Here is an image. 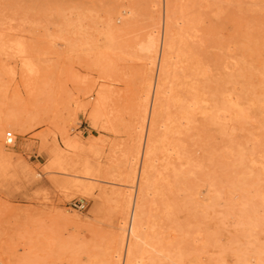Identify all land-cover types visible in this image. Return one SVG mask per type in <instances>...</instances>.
<instances>
[{
    "label": "rangeland",
    "instance_id": "obj_1",
    "mask_svg": "<svg viewBox=\"0 0 264 264\" xmlns=\"http://www.w3.org/2000/svg\"><path fill=\"white\" fill-rule=\"evenodd\" d=\"M176 1H172L173 10L182 7L173 12L179 16L174 15L176 20L191 11V24L198 26V30H191L197 41L194 37V44L188 40L190 46L198 47L192 46L194 53L208 58L213 51L209 59L216 58L212 60L216 69L211 73L209 65L204 70L207 63L202 64L206 75H211H199L200 88L205 85L200 95L207 94L205 101L208 95L218 96L213 98L214 105L222 106L223 99H217L222 89L224 95L242 102L248 118H244L245 112L236 116L223 111L219 115L222 110L214 108L217 114L213 116L220 117L210 120L205 117L208 114L203 104L207 103L202 101L200 110L206 115L198 116L199 110V118L190 122L195 132L187 136L185 130L190 125H186L187 129L177 133H186L187 139L182 135L181 140L182 144L187 141L185 149L192 148V143L195 146L187 149L192 156L184 150V159L175 158L174 166H179L175 169L181 175L171 171L165 181L174 183L163 181L164 149L160 143L156 156L161 159L151 171L155 185L143 191L138 182L143 158L136 160L134 156L139 140L144 141L148 133V124L142 127L141 117L144 108L151 110L160 70V55L154 58L151 54L150 41L155 34L160 44L164 38L166 0H0V144L4 147V154L0 153V264H125L126 252L120 257L117 248L118 225L127 201L135 206L146 202L142 206L146 205L147 211H143L150 216L148 220L144 215L143 223L152 220L153 225L158 221L159 227L163 225L160 232L156 228L160 237L152 241H162L161 253L169 255L166 261L177 258L175 243L179 241L181 264H264V0L209 1H214L213 6H206L205 0H192V6L197 2L202 5L194 8L190 0ZM129 6L135 9L134 16L127 12ZM190 13L199 15L195 22L200 23L195 24ZM203 32L208 37L203 39ZM204 48L212 49L208 52ZM205 61L209 64L208 59L202 63ZM106 85L110 101L102 104L109 106L102 108L101 104V116L96 119L93 108ZM206 85L209 91L204 89ZM213 89L218 91L211 95ZM202 117L208 119L200 120ZM233 118L239 119L235 121L238 124L231 121ZM196 120L201 123L197 125ZM8 132L15 136L12 144L6 142ZM198 132L201 134L196 137ZM189 137H195V142ZM67 140L74 144L67 145ZM89 142H95L96 159L102 168L94 178L84 172V149ZM55 148L71 157V166L60 171L52 164ZM186 158L194 162V172ZM178 160L184 164L178 165ZM83 182L91 187L89 192L75 186ZM186 182L192 187L187 188ZM163 183L172 187L167 190ZM171 194L176 200L178 196V202ZM74 201H83L85 209L75 208ZM176 208L181 210L173 211ZM164 213H168L165 220ZM129 217L126 225L130 228L131 214ZM172 225L178 228L177 235ZM172 234L175 238L180 235L177 241ZM164 243L172 245L171 249Z\"/></svg>",
    "mask_w": 264,
    "mask_h": 264
},
{
    "label": "bare ground",
    "instance_id": "obj_2",
    "mask_svg": "<svg viewBox=\"0 0 264 264\" xmlns=\"http://www.w3.org/2000/svg\"><path fill=\"white\" fill-rule=\"evenodd\" d=\"M173 0H166V19H165V27H164V38L162 39V41H161V44H160V39L156 36V34L155 35H153L152 36V38H151V43H150V51H151V54L154 56V58H156V56H157V54H159L160 55V70H159V72H158V75H157V79H156V81H155V90H154V97H153V102H152V107H151V110L149 111L148 110V108L146 109V108H144V111H146L145 112V115H142L143 117H141V118H143L142 119V123H141V126L143 127V126H146L145 124H148V133H147V136H146V134L144 135V136H146V139L143 141V139L141 138L140 140H139V142H138V146H137V148H136V152H135V156H134V158L137 160V159H140V157L142 156V158H143V162H142V167H141V172H140V175H138L139 177H138V179H139V183H140V185H141V189H143V191L145 190V189H147L148 187L150 188V186L152 187V184L154 183L153 181H152V177H153V175L151 174V171L152 170H155L156 168H155V161H157L158 159L160 160L161 158L160 157H158L157 158V156H156V154H157V147L159 146V144L160 143H162L163 144V149H164V157H163V165H164V168H165V171H163L162 169H160L162 172H165V174L162 176V178H163V181H165L166 179H167V177L168 176H171V175H168L171 171L172 172H177L178 171V169H177V171H176V169L175 168H178V167H175L174 166V163H176L175 162V158H177V159H184V156H183V153H185V152H183L184 150H186L187 151V149L189 148V147H187V149H185V147L187 146V141H186V144H184L185 142V140L187 139L186 138V133H188L187 134V136H190V132L191 131H194L195 132V130H196V127H191L192 125H194V124H191L190 122L192 121V119H194V122H195V119H196V117H197V115L198 116H200V114L201 113H204V112H201V111H203L202 109L200 110V108H201V106L203 107V105L204 106H206V111H205V113L206 114H208V115H206L205 113V117H208L210 120L211 119H214L215 117H217V116H213V114H215L216 112H214L215 111V109L217 110V111H219L220 112V110H222V113H219V115H221V114H223V111H225V112H233V113H235L236 114V116H238V115H243V113L245 112V111H243V106L241 107V105H240V103L242 104V102H239L238 101V99H236V97H235V99L236 100H233L232 98H231V96L230 97H228V96H226V95H224V93L221 91L222 89H219V91L220 92H218L219 94L220 93H222V95H224V97H222V95H220V97L219 98H217L218 100L219 99H223V101H221V102H223V104H222V106L220 105L221 103H219V101H216V102H218L217 104L218 105H220L219 107H218V105H217V107L215 106L216 105V103H215V105H214V102H215V99H213L215 96H210V95H208L209 97H208V100H206L205 101V99L206 98H204L203 96H205V95H207V94H205V92H203L204 94H202L201 93V95H200V90H202L203 88V86H205V85H201V88H200V84L202 83H198V81H201V79L200 78H202L201 76H199L202 72H204V70L206 69V67L208 66V70H209V72L211 73V71H212V69H213V71H214V69H216V63H214V65H215V68H213L212 67V62H214V61H212V60H216V58H214V56H213V58L210 60L209 59V56H211V54H212V52H209L208 51V49H212V48H204V49H206L209 53H208V58L206 57H204V55H202L203 56V59L204 60H206V59H208L209 60V64H208V62H203L202 63V56L199 58V56L201 55V54H198L197 52L199 51V49H198V51H197V49H195L196 51V53L198 54V56H197V54H195L194 53V48L196 47L195 45H193L194 44V42H193V40L195 39V37L193 36V34H192V32H191V30L194 28V27H196L195 25H193V24H191V21H192V19L188 16V13L189 12H191V11H189L185 16H183L182 18H181V20H179V21H177L176 20V18H177V15H175L173 12L175 11V10H182L180 7L178 8V9H175V10H173L174 8H172V2ZM178 1V0H177ZM176 1V2H177ZM191 1L192 0H190V5H191ZM194 1V0H193ZM192 1V2H193ZM196 1V0H195ZM198 1V0H197ZM201 0H199V2H200ZM206 2H207V5L206 6H208V4H210L211 3V5L213 6V4H215V3H213V2H210L209 3V1H212V0H205ZM159 2V1H158ZM203 2V1H202ZM201 2V3H202ZM205 3V2H204ZM213 3V4H212ZM186 4V3H185ZM197 4V6H190L191 8L193 7H198L199 5L198 4H200V3H196ZM206 4V3H205ZM217 4V3H216ZM182 5V4H181ZM184 5V4H183ZM182 5V6H183ZM201 5V4H200ZM175 6V5H174ZM180 6V5H179ZM202 6V5H201ZM210 6V5H209ZM211 6V7H212ZM215 6V5H214ZM184 7V6H183ZM186 7H187V4H186ZM204 7V6H203ZM210 7V8H211ZM129 8H131L129 11H127L128 13H130V15L132 14L133 16L135 15V14H133V13H135L134 11H135V9H134V11L132 10V6H129ZM175 8H177V7H175ZM188 8V7H187ZM209 8V7H208ZM199 9H200V11H202L201 10V7H199ZM186 11V9L185 8H183V11ZM188 10V9H187ZM195 10V12H196V10H197V8L196 9H194ZM183 11H181V13L184 15L185 13H183ZM199 11V10H198ZM218 12V11H217ZM176 13H177V11H176ZM178 13H180V11H178ZM177 13V14H178ZM192 14H194V13H190V16L192 15ZM174 15L176 16V18L174 17ZM195 15V14H194ZM194 15H192L191 17L193 18V17H195ZM196 15H198V14H196ZM203 14L201 13L200 14V16H202ZM164 16H165V14H164ZM199 16V15H198ZM198 16H196V17H198ZM196 17H195V19L193 20V22L195 23V24H197V23H200V22H195V21H197L196 20ZM178 18H179V16H178ZM177 18V19H178ZM199 21H202L201 19H199ZM206 21V20H205ZM198 27V26H197ZM197 27H196V29H197ZM208 28V27H207ZM211 28V27H210ZM198 30V29H197ZM205 30V29H204ZM194 31V30H193ZM207 32V31H206ZM197 33V32H196ZM208 33V32H207ZM207 33H205L204 34V32H203V39H204V35H207ZM211 33V32H210ZM151 34V33H150ZM195 34V33H194ZM198 34V33H197ZM209 34V33H208ZM210 35V34H209ZM195 36H197V38H198V35H195ZM201 36V35H200ZM211 36H213V35H211ZM193 37H194V39H193ZM207 37H208V35H207ZM211 38H213V37H211ZM192 40L191 42L193 43L191 46H190V44H189V42H188V40ZM196 41H197V39H195ZM206 40V39H205ZM205 40H203V41H205ZM195 41V44L197 43ZM201 41V39H199V41L198 42H200ZM205 42H207V41H205ZM212 42H213V40H212ZM211 42V43H212ZM202 43V42H201ZM207 43H209V42H207ZM206 43V44H207ZM203 45V44H202ZM192 46H194V48L192 49ZM197 46H199L198 44H197ZM205 46V45H204ZM199 47H201V46H199ZM205 47H207V46H205ZM196 48H198V47H196ZM142 49V48H141ZM201 51H203V50H200L199 52H201ZM207 51H203V52H201V53H204V54H207ZM211 53V54H210ZM212 55H214V54H212ZM202 59V60H201ZM205 63H207V65L204 67L202 64H205ZM244 64H245V62H243ZM242 63V64H243ZM239 64H241V62L239 63ZM243 64V65H244ZM242 66V65H241ZM202 67H204V70H203V68ZM157 69V68H156ZM241 70H243L242 68H241ZM205 73V72H204ZM203 73V74H204ZM241 73V72H240ZM208 74V73H207ZM242 74L244 75V73L242 72ZM204 75H206V73L204 74ZM209 75H211V74H208V75H206L207 77H210ZM238 75V74H237ZM240 75V74H239ZM199 77V79H198V77ZM212 76H215V74H213ZM242 76V75H241ZM205 77V76H204ZM207 77H205L206 78V80H207ZM204 78V79H205ZM212 78V77H211ZM203 79V80H204ZM209 79V78H208ZM211 80V79H210ZM209 80V82H211ZM213 81H214V79H213ZM204 82V81H203ZM206 82V81H205ZM204 82V83H205ZM214 83H215V81H214ZM214 83H212V85L214 84ZM203 84V83H202ZM206 84H207V82H206ZM216 84V83H215ZM214 84V85H215ZM245 84V83H244ZM151 85V84H150ZM150 85H148L149 87H148V89L149 88H151L150 87ZM246 85V84H245ZM107 86L108 85H106L105 87H104V89L101 91H99V93H98V98H97V102H96V105L94 106V108H93V115L92 116H96V119H97V116H98V118H99V116H101V104L104 102V101H110V99H107V96H109L108 95V91H107ZM207 87L205 88L204 87V89L206 90L207 88H208V90L207 91H209V85H206ZM209 86V87H208ZM243 86V85H242ZM215 89L216 88H218V87H214ZM244 88H245V86H244ZM211 89H212V87H211ZM153 90V89H152ZM214 90V89H213ZM212 90V94L211 95H213V92L214 93H217V91L215 92V90L213 91ZM149 91H151V90H149ZM202 91H204V90H202ZM201 91V92H202ZM207 91H206V93H207ZM242 91V90H241ZM246 91V93L248 92L247 90H245ZM210 92H208L209 94H210ZM150 93V92H149ZM149 93H147L148 95H149ZM241 93V92H240ZM248 94V93H247ZM217 95V94H216ZM227 95H228V93H227ZM241 95V94H240ZM243 96L245 95V94H242ZM246 96V95H245ZM245 96H244V98H245ZM248 96V95H247ZM110 97V96H109ZM216 97H218V96H216ZM215 97V98H216ZM239 97V96H238ZM202 98H203V100H202ZM241 99V98H240ZM239 99V100H240ZM248 100V98L246 97V100H245V102ZM202 101H205L206 103H207V105H205V104H203L202 103ZM241 101H243V99L241 100ZM244 102V101H243ZM110 103V102H109ZM203 105H202V104ZM105 104H106V106H109V105H107V103L105 102ZM147 106H148V104H146ZM145 105V106H146ZM102 108H105L104 107V104H102ZM144 106V107H145ZM146 106V107H147ZM108 108V107H107ZM105 109V110H108V109ZM215 108V109H214ZM146 109V110H145ZM150 109V108H149ZM104 110V111H105ZM199 110H200V113H199ZM204 110H205V108H204ZM214 110V111H213ZM102 111H103V109H102ZM197 112L199 113V114H197ZM247 112V111H246ZM246 112L244 113L246 116H244V118L246 117V118H248L247 117V114H246ZM103 114H105L104 112H103ZM143 114H144V112H143ZM197 114V115H196ZM217 114V113H216ZM215 114V115H216ZM230 115H231V113H229ZM109 114H108V112H107V116H108ZM202 115V114H201ZM234 115V114H233ZM232 115V116H233ZM104 116V118L106 117L107 118V116H105V115H103ZM203 116V117H204ZM223 116V115H222ZM225 116H226V114H225ZM231 116V117H232ZM235 116V117H236ZM110 117V116H109ZM108 117V118H109ZM201 117V116H200ZM201 118L200 120H202V119H204V120H206V119H208V118ZM214 117V118H213ZM218 117H220V116H218ZM229 117V116H228ZM231 117H229V118H231ZM234 117V116H233ZM105 118V119H106ZM199 117H197V119H198ZM222 118V117H221ZM241 117H239V119H240ZM217 118H215L214 120H216ZM223 119V118H222ZM227 120H228V118H226ZM225 119V120H226ZM234 119L235 118H233V119H231V121H234ZM239 119H237L236 118V120L235 121H237L238 122V120ZM109 120V119H108ZM108 120L106 119V121L108 122ZM141 120V119H140ZM224 120V121H225ZM240 120H243V118H241ZM245 120V119H244ZM243 120V122H245ZM110 121V120H109ZM197 121V125L199 124V123H201V122H198V120H196ZM229 121V120H228ZM234 121V122H235ZM6 122V121H5ZM193 122V121H192ZM237 122H235V123H237ZM241 122V121H240ZM108 123H110V122H108ZM217 123V122H216ZM224 123H226V122H224ZM1 124V123H0ZM22 124V123H21ZM238 124V123H237ZM241 125L240 126H242V125H244L243 123H240ZM186 125H190L189 126V129H190V127L193 129L194 128V130H192V129H187L188 127H184V126H186ZM225 125V124H224ZM22 126V125H21ZM226 126H227V124H226ZM230 127H231V124H230ZM23 128V127H22ZM184 128V130L185 129H187V130H189V132H187V130H185L186 131V133H185V135H183L184 136V138H185V140L183 141V144H182V142H181V140H182V135H177V133L179 134V133H181L182 132V130L181 129H183ZM197 128H200L199 126H197ZM19 129H20V127H19ZM230 129V128H229ZM0 130H1V127H0ZM198 130H200V129H198ZM145 131V130H144ZM185 131H183V133L185 132ZM230 131V130H229ZM231 131H232V129H231ZM230 131V132H231ZM1 132V131H0ZM146 133V132H145ZM199 133V132H198ZM159 134H161V135H159ZM194 135H196L195 133H193ZM201 134V132L199 133V134H197L196 135V137H199V135ZM233 134V132H231V135ZM181 136V137H180ZM192 136V135H191ZM192 139H190V137H189V139L190 140H192V141H194L195 142V137L193 138V137H191ZM67 139V138H66ZM69 139V138H68ZM191 141V142H192ZM67 145H72V144H74V141L73 140H67V143H66ZM77 144V143H76ZM96 144H97V142H96ZM193 144L194 143H192V148H193ZM197 144V143H196ZM98 145V144H97ZM183 145H185V146H183ZM100 145H98V147H99ZM190 146H191V144H190ZM96 145H95V142H89L87 145H86V148L84 149L85 151H86V154H87V156L85 157V161H84V169H85V173H87L88 174V176L90 175L92 178H94V177H97L98 176V172H99V170H100V168H99V166L101 165L99 162H97V159H96V156H97V150H96ZM197 147V146H196ZM191 147L189 148V149H192ZM56 150H55V155H54V161L52 162V164L54 163L56 166H58L59 168H60V171L62 170V169H65L66 168V166H68V165H70V158L71 157H69V155L68 154H66L64 151H61L60 149H58V148H55ZM193 149H195V146H194V148ZM233 149V148H232ZM231 149V150H232ZM239 149V148H238ZM197 150V149H196ZM229 150H230V148H229ZM241 150V149H240ZM239 150V151H240ZM159 152H162L160 149L158 150ZM192 152H195V151H193V150H191ZM198 151V150H197ZM196 151V152H197ZM52 152H54V149L52 150ZM84 152V151H83ZM102 152V151H101ZM188 152H190V150L189 151H187L186 152V154L188 155ZM229 152H231V151H229ZM232 152H233V150H232ZM241 152V151H240ZM0 153H2V154H4V147H3V145H1L0 144ZM238 153V152H237ZM85 154V153H84ZM190 154H191V156H192V153H189V155L188 156H190ZM194 154V153H193ZM197 154H198V152H197ZM101 155V154H100ZM176 155V157H174ZM196 155V154H195ZM237 155V154H236ZM7 156V155H6ZM99 156V155H98ZM238 156H240V157H242L243 155H241V153L240 154H238ZM84 157V156H83ZM195 156L193 155V157L192 158H194ZM240 157H239V159H240ZM7 158H9L8 156H7ZM189 158V157H188ZM188 158H186V159H188ZM192 158H191V160H192ZM196 158V157H195ZM101 160V159H100ZM195 160V159H194ZM186 161V160H185ZM237 161H239V160H237ZM242 161L243 160H241L240 159V163H242ZM180 161L178 160V163H179ZM184 162V161H183ZM182 162V164H184ZM189 162V159L187 160V163ZM238 162V163H239ZM79 163V162H78ZM77 163V165H79ZM100 165H99V164ZM186 163V164H187ZM191 162H189L187 165H189ZM192 163H194V162H192ZM192 163L190 164V167L192 168ZM198 164V161H196L195 162V164ZM239 163V164H240ZM51 164V165H52ZM157 164V163H156ZM162 164V163H161ZM181 163H179L178 165H180ZM181 164V165H182ZM194 164V165H195ZM199 164H201V163H199ZM198 164V165H199ZM236 164H237V162H236ZM176 165V164H175ZM48 166V165H47ZM71 166V165H70ZM81 166V165H80ZM184 166V169H186L185 168V165H183ZM200 166V165H199ZM198 166V167H199ZM240 166H241V164H240ZM153 167H154V169H153ZM157 167H158V164H157ZM163 167V166H162ZM190 167L189 166H187V168H189V170H190ZM194 167V166H193ZM243 167V166H242ZM80 168V167H79ZM106 168H107V166H106ZM163 168V169H164ZM195 168V167H194ZM102 169V168H101ZM182 169V171H183V168H181ZM196 169V168H195ZM70 170V169H69ZM192 170H193V172L195 171L193 168H192ZM197 170V169H196ZM67 171V170H66ZM101 171V170H100ZM51 172V171H50ZM69 172V171H68ZM71 172V171H70ZM156 172H157V170H156ZM184 172V171H183ZM182 172V174L184 175V173ZM191 172V171H190ZM103 173H105V172H103L102 171V174ZM56 174H59V173H56ZM158 174H163V173H158ZM173 174V173H172ZM178 174H180V171H179V173L177 172V175ZM264 174V173H263ZM100 175V174H99ZM174 175H176V173L174 174ZM176 175V176H177ZM181 175V174H180ZM179 175V176H180ZM229 175H230V173H229ZM66 176V175H65ZM104 176V175H103ZM137 176V175H136ZM161 176H159V177H161ZM185 176V175H184ZM245 176V175H244ZM70 177V176H69ZM156 177H157V175H156ZM156 177L154 178V179H156ZM172 177H174V176H172ZM181 178L183 177V176H180ZM186 177V176H185ZM246 177V176H245ZM170 179H171V177H169ZM178 178V177H177ZM242 178V177H241ZM134 179H135V177H134ZM174 179V181L175 180H177L176 178H173ZM172 179V180H173ZM184 178H182V182H184V180H183ZM187 179V178H186ZM82 180V179H81ZM89 180V179H88ZM160 180H161V178H160ZM83 181V180H82ZM93 181V180H92ZM95 181V180H94ZM155 181H157V180H155ZM169 183L171 182V184L172 183H174L173 181H169V180H167ZM180 181H181V179H180ZM188 181V180H187ZM208 181V180H207ZM211 181H212V183H213V179H211ZM243 181V180H242ZM86 182V181H85ZM85 182H83L84 184H78V183H76L75 184V186L76 187H78L79 189H82V190H84L85 192H89V190H90V188L91 187H89L88 185H85ZM159 182V181H158ZM168 182H166L165 181V183H168ZM189 182V181H188ZM192 184L194 183V181L192 182V181H190ZM209 182H210V180L208 181V184H209ZM244 182V181H243ZM71 183V182H70ZM88 183H90V182H88ZM157 183V182H156ZM161 183V182H160ZM165 183H163V184H165ZM168 183V184H169ZM178 183H179V181H178ZM190 183V184H191ZM211 183V182H210ZM215 183H216V181L214 180V183L212 184V185H214L215 186ZM91 184V183H90ZM182 184V183H181ZM184 184V183H183ZM186 184H188L187 182H186ZM185 184V185H186ZM217 184V183H216ZM70 185V184H69ZM92 185V184H91ZM98 185V184H97ZM139 185V186H140ZM154 185H155V183H154ZM153 185V186H154ZM166 185V184H165ZM170 185V184H169ZM175 185H177L176 184V182H175V184L173 185L174 187H175ZM180 185V184H179ZM241 185V184H240ZM68 186V185H67ZM164 186V185H163ZM181 186V185H180ZM188 186V187H187ZM186 187L187 188H189L190 186H189V184L187 185ZM194 186V189H195V184L193 185ZM209 186V185H208ZM66 187V186H65ZM69 187V186H68ZM71 187H72V185H71ZM95 187V186H94ZM138 187V186H137ZM156 187H157V185H156ZM164 187H166V189L169 187V186H164ZM163 187V188H164ZM170 187H172V185L170 186ZM169 187V188H170ZM174 187H173V189H174ZM192 187V186H191ZM190 187V188H191ZM67 188V187H66ZM177 188H179V186H177ZM75 189V188H74ZM156 189V191H157V188H155ZM172 189V188H171ZM170 189V190H171ZM210 189V188H209ZM241 189V188H240ZM149 190V189H148ZM159 190V189H158ZM168 190V189H167ZM170 190H169V192H170ZM175 191H173L174 193H177V191H176V189H174ZM192 190H193V188H192ZM142 191V190H141ZM164 192H165V188H164V190H163ZM162 191V192H163ZM172 191H171V193H172ZM93 192V191H92ZM91 192V193H92ZM150 192V191H149ZM158 192V191H157ZM162 192H160V193H162ZM163 192V193H164ZM168 192V194H170ZM148 193V192H147ZM155 193V192H154ZM149 194V193H148ZM165 194V193H164ZM173 194V193H172ZM171 194V195H172ZM193 194V193H192ZM158 195V194H157ZM171 195H169V196H171ZM174 195V194H173ZM173 195L171 196V198L173 197ZM92 196V195H91ZM98 196V195H97ZM146 196H148V195H145V196H143L144 198L146 197ZM89 197V196H88ZM164 197V195L162 196V198ZM175 197V198H174ZM173 197V199H175V201H177L178 202V196H177V200H176V196H174ZM144 198H143V200H144ZM102 199V198H101ZM142 199V198H141ZM166 199V198H165ZM163 200V199H162ZM167 200V199H166ZM166 200H164V201H166ZM171 201V200H170ZM174 201V202H175ZM130 202L131 201H127L126 203H127V205H126V209H125V214H124V216H123V220H121V225L119 224L118 225V228H119V241H118V248H117V255L118 256H123V254L125 253V255H124V257H125V264H167V262H169V261H166L167 260V258L169 257V255H168V257H167V254H166V252L165 253H161V252H163L162 251V249L164 248V245L163 246H160L161 245V243H162V241L160 242V241H158L157 240V242H154V241H152V239L153 238H156V237H160V234L161 233H159L158 234V231H159V229H160V227L161 226H163V225H160V227H159V222L160 221H158V224H156V225H153L154 223H153V221L151 220V222L150 223H148V222H146V223H143L144 221H146V220H144V218L146 217V215H145V212L143 211V206H142V204H146V202L144 203V202H142V204H140L139 205V202L137 203L139 206H137V204H136V206H135V203H131L132 205H130ZM166 202H168V200L166 201ZM165 202V203H166ZM172 202V201H171ZM170 202V203H171ZM140 203H141V201H140ZM164 203V202H163ZM172 204H174V203H172ZM147 205V204H146ZM146 205H144L145 206V208L144 209H146ZM157 205V204H156ZM166 205V207H167V203L165 204ZM174 206H176V205H174ZM171 207H173L172 205L170 206V208ZM177 207V206H176ZM161 208V207H160ZM180 208H181V206H180ZM172 209V208H171ZM175 209V208H174ZM179 208H176V210H173V211H177ZM167 210V209H166ZM170 210V209H169ZM169 210H167V212L170 214V213H173V212H171V210L169 211ZM179 210H181V209H179ZM146 211H147V209H146ZM174 212V214L172 215V216H174L176 213ZM182 212V211H181ZM147 213V212H146ZM167 213V214H168ZM179 212H177V214H178ZM131 214V216H132V220H131V222L132 223H130L131 224V226H130V228L129 227H127L128 225H126V224H128L127 222L128 221H130V220H128V217H129V215ZM164 214H166V213H164ZM165 215V217H164V220H165V218H166V216H168V215ZM180 214V213H179ZM144 215H145V217H144ZM171 215V214H170ZM148 216H150V215H148ZM148 216L146 217L147 219H148ZM179 216V215H178ZM181 216V215H180ZM179 216V217H180ZM144 217V218H143ZM130 218V217H129ZM177 218V217H176ZM167 219H168V217H167ZM167 219H166V221H167ZM169 219H170V216H169ZM168 219V220H169ZM172 219H174V218H172L171 217V220ZM181 219V218H180ZM180 219H178L179 221H181ZM144 220V221H143ZM149 220V219H148ZM147 220V221H148ZM175 220V219H174ZM177 220V221H178ZM177 221L176 222H174V224L173 223H171V224H173V225H175V223H177ZM250 221V220H249ZM162 222H164L165 223V221H162ZM161 222V223H162ZM167 222H169V221H167ZM170 222H173V220L172 221H170ZM160 223V224H161ZM164 223H162V224H164ZM248 223V222H247ZM144 224H146L145 226H144ZM180 224V223H179ZM158 225V226H157ZM165 225V224H164ZM172 225V227L174 228L175 226H173ZM181 225V226H180ZM180 225H176L177 227L178 226H180V227H182V224H180ZM250 225H251V222H250ZM154 226H157V227H154ZM169 226V225H168ZM126 227L127 228H129V230H128V232H126L127 231V229H126ZM159 227V228H158ZM179 227V228H180ZM157 228L158 229V231H157V229L155 230V229ZM163 228V227H162ZM166 228V227H165ZM173 228H171V229H173ZM176 228V227H175ZM173 229L176 233H175V235H177V229ZM167 229L169 230V228L167 227ZM160 230H162V229H160ZM167 230V231H168ZM180 231H181V233H182V229L180 228L179 229ZM178 230V232L180 233V231ZM165 231H166V229H165ZM160 232V231H159ZM162 232V234L164 233L163 231H161ZM170 232V231H169ZM168 233V232H167ZM166 234V233H165ZM159 235V236H158ZM168 235V234H167ZM171 235V234H170ZM173 235V234H172ZM175 235H173L174 236V240H176V238H179L180 237V235L179 236H177L176 238H175ZM162 237V239H163V241H165L166 242V237H165V240H164V237L163 236H161ZM158 238H156V239H158ZM169 238H171V237H169L168 236V239ZM172 239V238H171ZM155 240V239H154ZM172 241L173 243L175 242V241ZM156 241V240H155ZM177 241V240H176ZM180 241H181V239H180ZM154 242V243H153ZM159 242H160V244H159ZM169 242V241H168ZM171 242V243H172ZM179 242V241H178ZM178 242H176L175 244H178L177 245V249L174 247L175 245H173V247L177 250V253L175 252L176 250L174 249V252L176 253V255H177V258L176 257H173L172 256V258H175V261H173V262H169L170 264H181V255L182 254H180V252H181V250H180V245H179V243ZM170 243V242H169ZM169 243H164L167 247L169 246V248L171 249V246L172 245H168ZM158 244H159V246H160V248L158 247ZM180 244H181V242H180ZM166 248V247H165ZM169 248H167V250L169 249ZM126 250V251H125ZM166 251V250H165ZM168 253V252H167ZM174 253V254H175ZM168 254H171V251H169V253ZM173 254V255H174ZM175 256V255H174ZM170 257H171V255H170ZM172 258H170V259H172ZM169 260V259H168ZM174 260V259H173ZM172 261V260H171Z\"/></svg>",
    "mask_w": 264,
    "mask_h": 264
},
{
    "label": "built area",
    "instance_id": "obj_3",
    "mask_svg": "<svg viewBox=\"0 0 264 264\" xmlns=\"http://www.w3.org/2000/svg\"><path fill=\"white\" fill-rule=\"evenodd\" d=\"M14 134L12 132H8L6 134V142L7 144H12L14 142ZM72 205L77 209H85V203L83 201H74Z\"/></svg>",
    "mask_w": 264,
    "mask_h": 264
}]
</instances>
